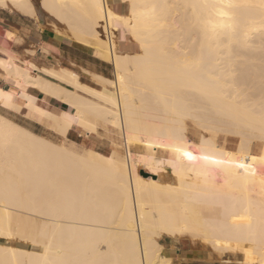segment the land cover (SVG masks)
<instances>
[{"label":"bare ground","instance_id":"obj_1","mask_svg":"<svg viewBox=\"0 0 264 264\" xmlns=\"http://www.w3.org/2000/svg\"><path fill=\"white\" fill-rule=\"evenodd\" d=\"M32 1L0 6L33 16ZM42 2L55 33L112 62L114 80L97 90L50 69L69 87L29 82V62L0 64L70 105L48 114L52 128L117 129L124 154L79 152L0 113V264H174L164 241L182 239L264 264V0ZM0 103L44 113L29 95L0 89Z\"/></svg>","mask_w":264,"mask_h":264},{"label":"crops","instance_id":"obj_2","mask_svg":"<svg viewBox=\"0 0 264 264\" xmlns=\"http://www.w3.org/2000/svg\"><path fill=\"white\" fill-rule=\"evenodd\" d=\"M115 10L118 13L125 12L121 4H117ZM53 25L55 24H42L35 17L0 6V58H12L18 65L23 66L25 62H29L25 64L29 67L30 79L27 78L29 82H32L31 78L35 80L43 77L69 87L67 83L43 71L50 69L56 72L62 70L72 72L77 75L80 84L97 90L103 88V83L98 81L99 78L114 80L115 67L112 62L95 55L82 43L55 33L56 31L51 28ZM122 48L126 51L125 45ZM126 48L129 52L134 51L132 44ZM32 85L34 84L26 83L25 77L7 72L0 64V89L14 96L29 95L35 98V105L44 112L37 116L34 113L30 115L0 103V113L36 135L55 141L64 140L68 144L92 150L103 156L111 155L112 151L118 148L116 146V143H119L118 137L104 128H100L96 133H88L73 123L64 135L52 128L53 121L48 114L62 117L65 113H74V110L67 102L47 95L37 85ZM58 122L61 123L62 119L60 118ZM173 249L174 247L169 249L170 253ZM176 255L182 256L183 264H208L214 261L205 251H196L192 248L177 250Z\"/></svg>","mask_w":264,"mask_h":264},{"label":"rangeland","instance_id":"obj_3","mask_svg":"<svg viewBox=\"0 0 264 264\" xmlns=\"http://www.w3.org/2000/svg\"><path fill=\"white\" fill-rule=\"evenodd\" d=\"M32 3L34 6V10H35V13L32 17H35V19L40 21L42 24L46 23L47 25H51L54 23L55 25H60V23L55 19V17L52 15V13L49 11V9L43 4L42 0H33ZM9 9L23 13L22 11H20L18 9H13V8H9ZM100 30H102V29H100ZM123 34L125 36H123ZM126 36H128V34L124 33V31H121V32L116 33L115 38L117 39L118 42H120L121 37L124 39ZM130 38H131V36L130 37L128 36V39H130ZM195 121L196 120H194V119H188V120H186V125L188 126L189 139L193 140V141H198L200 136H201L202 129H200L201 127L198 125L197 121L196 122ZM104 130L105 131L108 130V132L113 133L112 135L118 137L119 143H116V146L118 148H120L121 152L124 154V149L122 147L123 146V139H122L121 131L114 129V128H108V127ZM220 135L222 137L221 143L223 142L222 139L224 137H227L228 138V141H227L228 147L231 146V147L235 148L237 146V142H235L237 137H235V135L229 134V135L225 136L224 133H222ZM221 143H220V145H221ZM68 145H70V144H68ZM75 147L79 152H82L84 150L83 148H80L77 146H75ZM231 147H229V148H231ZM254 148H257V147L255 146ZM150 153H152V151ZM159 154H160V152H159ZM257 154H259V153H257ZM180 241L181 240H179V242ZM193 246H192L191 242L188 240L182 239L181 244L178 243V241L176 243H172L171 241L165 240L164 241V247H165L164 252L167 256H170L172 258L174 264H183L184 263V261L182 260V256L176 255V251L180 250V249L184 250V249H188V248H192V249L195 248L194 250H196V251H199V250L205 251L206 253L211 255V257L213 258V260L215 262L214 261L208 262V264H239L237 262L241 258L240 253L235 254L234 256L229 257L231 259V263H228V262H225V257L221 253L217 254V253L213 252L211 250V248H209V247L208 248H202L199 245H193ZM171 247L172 248L174 247V249L170 253L169 249Z\"/></svg>","mask_w":264,"mask_h":264}]
</instances>
